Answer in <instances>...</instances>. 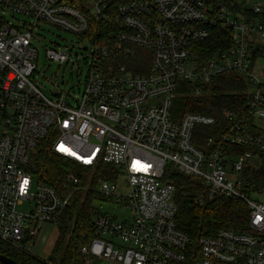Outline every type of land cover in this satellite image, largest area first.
Returning a JSON list of instances; mask_svg holds the SVG:
<instances>
[{
    "label": "built area",
    "instance_id": "1",
    "mask_svg": "<svg viewBox=\"0 0 264 264\" xmlns=\"http://www.w3.org/2000/svg\"><path fill=\"white\" fill-rule=\"evenodd\" d=\"M263 9L257 0H0V240L28 252L42 224H58L82 188L73 172L66 193L29 172L33 151L49 138L62 157L90 168L104 163L127 178L129 193L117 200L130 213L120 219L99 211L92 237L80 246L82 264H264V199L242 191L240 177L251 158L264 155V69H255L264 57H255L264 21L246 14ZM7 12L23 20L10 22ZM41 24L86 42L88 75L78 95L60 90L52 99L32 81ZM215 26L230 30V46L205 53ZM47 57L69 62L71 53L49 49ZM218 76L247 83L244 112L173 117L181 81L198 96ZM218 118L230 123L220 142L250 149L236 155L215 145L207 153L197 145V127ZM174 170L204 180L196 203L217 195L244 201L248 228L203 235L191 253L190 237L176 222ZM115 190L112 180L100 179L97 198L110 199ZM25 202L28 209H19Z\"/></svg>",
    "mask_w": 264,
    "mask_h": 264
},
{
    "label": "trees",
    "instance_id": "2",
    "mask_svg": "<svg viewBox=\"0 0 264 264\" xmlns=\"http://www.w3.org/2000/svg\"><path fill=\"white\" fill-rule=\"evenodd\" d=\"M262 1L264 3V0ZM246 14L264 21V9L260 14L250 10H247ZM212 31L215 37L204 44L205 53L210 54L217 48L230 46V30L215 26L212 27ZM263 52L264 44L260 43L256 46L255 57L262 55ZM193 90L188 81L180 82L172 107L174 118L180 119L186 112L218 116L224 108L232 109L237 113L246 110L248 85L242 79L238 80L237 76L215 77L206 85L207 93L204 95H194ZM220 119L218 118L213 126H198L196 130L198 134L194 142L201 147L206 146L207 153L215 145L224 146L228 154L236 155L250 149L220 142V132L230 126L228 121ZM210 138H213V142L208 145ZM253 153L258 152L253 150ZM28 169L37 181L53 186L60 193L71 191V186L65 183V177L70 172L81 178L82 188L75 192L69 207L58 222L59 234L49 260L52 264H82L80 246L92 237L94 219L99 214V210L93 206V200L97 197L98 182L100 179L116 181L120 171L104 163L90 168L64 158L52 150L49 138L40 140L32 153ZM170 177L175 183L177 226L189 235L191 253L198 251V241L203 235H213L222 228L241 230L248 228V206L241 199L217 195L208 198L202 205L196 203L195 198L201 191L206 190L207 186L203 179L187 176L177 170H174ZM240 177L243 181L242 191L245 193L258 195L264 192V155L261 153L258 158H251L240 173ZM0 253L22 264H51L2 240H0Z\"/></svg>",
    "mask_w": 264,
    "mask_h": 264
},
{
    "label": "rangeland",
    "instance_id": "3",
    "mask_svg": "<svg viewBox=\"0 0 264 264\" xmlns=\"http://www.w3.org/2000/svg\"><path fill=\"white\" fill-rule=\"evenodd\" d=\"M262 2V0H257ZM6 17L10 22L17 23L18 19L23 20L19 14L11 12L6 13ZM33 44L37 49L36 70L31 77L32 81L39 87V89L48 97L55 99L56 93L60 90H70L72 96L81 93L85 86V80L88 75V67L83 59L85 54L86 42L78 35L56 27L50 24H41L35 30ZM49 49H63L70 51L71 60L69 62H58L50 60L47 57ZM255 69H264V57L256 59ZM72 103H75L71 99ZM115 183L116 195L108 199L105 197L95 198L93 206L100 212L110 211L115 213L120 219L130 213V208L126 203L118 201L117 198L125 196L129 193L127 185V178L123 175H118ZM264 192L254 195L256 198L264 199ZM29 203L25 202L19 209L26 210ZM59 234L58 224L44 223L40 236L35 243H26L27 253L41 259L49 258L52 246H55V240ZM45 238V241H43ZM100 264H112L109 262H101Z\"/></svg>",
    "mask_w": 264,
    "mask_h": 264
},
{
    "label": "water",
    "instance_id": "4",
    "mask_svg": "<svg viewBox=\"0 0 264 264\" xmlns=\"http://www.w3.org/2000/svg\"><path fill=\"white\" fill-rule=\"evenodd\" d=\"M0 262L3 264H22L14 259H12L11 257H8L7 255H4L2 253H0Z\"/></svg>",
    "mask_w": 264,
    "mask_h": 264
}]
</instances>
